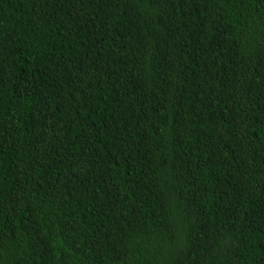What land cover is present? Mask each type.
Instances as JSON below:
<instances>
[{
  "label": "trees",
  "instance_id": "trees-1",
  "mask_svg": "<svg viewBox=\"0 0 264 264\" xmlns=\"http://www.w3.org/2000/svg\"><path fill=\"white\" fill-rule=\"evenodd\" d=\"M0 264H264V0H0Z\"/></svg>",
  "mask_w": 264,
  "mask_h": 264
}]
</instances>
